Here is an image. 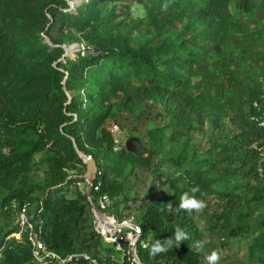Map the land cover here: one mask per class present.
I'll use <instances>...</instances> for the list:
<instances>
[{"label": "trees", "instance_id": "1", "mask_svg": "<svg viewBox=\"0 0 264 264\" xmlns=\"http://www.w3.org/2000/svg\"><path fill=\"white\" fill-rule=\"evenodd\" d=\"M114 1L117 0H88L77 6L76 12H71L65 10L67 0H0V185L7 187L21 175L25 177L37 151H45L44 161L49 170L47 189L39 197L31 196V189L21 182L12 194L2 199L1 211L3 215L12 216L17 207L28 202L35 229L40 227V239L60 257L94 245H98V253H87L102 255L99 251L108 243L94 229H85L88 212L93 224L87 193L75 189L74 185L75 194L66 196L71 183L85 181L84 170L74 178H66L69 174L63 170L78 164L85 169L76 148L91 155L101 172L96 179L101 182L99 190L91 189L92 199L95 201L101 193L108 194L114 210L121 216L123 206L113 200L120 183L109 178V169L116 171L114 163L117 159L124 157L128 161L133 156L141 157L145 149L138 155L126 151L123 146L113 151L112 135L105 126L111 107L129 101L139 90L157 88L171 93L173 89L185 86L196 62L197 52L192 51L182 37L166 36L181 0H153L157 8L166 11V15L159 18L158 13L150 8L148 21H139V24L152 30L158 39L152 46L136 47L110 36L109 20H100L96 14L99 4ZM197 1L209 9H218L229 0ZM243 1L247 3V0ZM55 27L59 37L51 33ZM42 32L48 35L52 45L44 41ZM76 41L93 45L96 54L79 52L74 59L60 60L64 54L60 44ZM258 97L259 87L250 95L249 128L234 134L228 142L218 144L216 148L229 164H242L240 157L246 156L243 163H250L248 173L264 180V176L256 174L258 154L252 146L259 144L264 133L249 119L251 103ZM168 98L176 101L172 93ZM171 113L172 116L179 115V112ZM153 133L155 130L148 134L153 136ZM151 156L152 151H149L145 159L148 161ZM194 176L199 191L203 187L211 191L200 175ZM257 189L264 191V186ZM179 198L168 202L173 211L179 205ZM139 210L143 211L141 217L145 222V225L138 223L142 230L141 239L147 238L149 245L148 248L138 245V255L143 263L198 264L199 253L187 250V241L181 242L179 247L173 244L166 252L150 254L151 244L157 239L162 242L169 237L174 239L177 226L186 232L191 229L185 216L181 220L176 217L183 211H176L174 216L168 211V204L154 202L140 206ZM245 215H237L236 225L230 227L233 234L251 229L240 223ZM146 226L154 231L153 237L145 230ZM17 230L15 224L6 234ZM82 234L85 237L80 240ZM3 238H0V248L7 264L34 262L26 234L21 236L25 249L16 245L20 249L18 253L12 252L11 245H5ZM254 249L260 263L264 264V232L259 234ZM103 255L109 257L112 254ZM66 264L86 263L73 258Z\"/></svg>", "mask_w": 264, "mask_h": 264}, {"label": "rangeland", "instance_id": "2", "mask_svg": "<svg viewBox=\"0 0 264 264\" xmlns=\"http://www.w3.org/2000/svg\"><path fill=\"white\" fill-rule=\"evenodd\" d=\"M86 1L67 0L65 10L76 12V7ZM243 2L229 0L218 9H209L197 0H181L166 36L182 37L186 45L197 52L188 82L171 92L176 101L168 98L169 91L157 88L139 90L129 101L112 105L105 121L111 135L110 127L113 124L120 126L122 143L127 136H138L142 142L141 150L145 149L141 157L133 156L128 161L124 157L117 159L114 163L116 171L109 169V178L120 183L113 200L123 206L121 214L124 216L133 215L136 223L145 225L140 206L149 202L166 205L169 200L179 198L183 192L196 186L195 174L200 175L211 189L208 191L203 187L200 194H195L207 204L202 213L183 211L176 216L180 220L185 216L191 225L187 232L190 237L185 245L187 250L194 254L196 251L190 247L193 241H210L199 253L198 264H204V255L213 250L221 255L219 264H261L254 243L264 232V191L257 189L264 186V180L248 173L250 163H243L246 156L240 157L242 164H229L216 148V145L228 142L234 134L249 128L250 95L258 87L257 75L264 64V0H247L244 2L246 6ZM150 8L158 13L159 18L166 15V11L157 8L153 0L103 2L96 14L100 20H109V35L123 44L152 46L158 38L152 30L139 24V21H148ZM51 33L59 37L57 27ZM41 35L52 45L47 34L42 32ZM60 46L64 49L60 58L63 62L66 57L74 59L79 52L96 54L94 46L85 42L61 43ZM171 112H179V115L172 116ZM150 130H155L153 136L148 134ZM76 150L81 158L87 155L78 148ZM149 151L152 156L147 161ZM44 159V150L35 152L31 169L25 177L21 175L7 187L0 185V204L21 182L31 189L33 197H39L47 189L49 170ZM63 170L69 174L66 178L78 177L81 170L85 172L79 164ZM74 185L80 192H86L85 181L71 183L66 196L75 194ZM172 213L176 215V211ZM244 213L247 215L240 223L251 229L233 234L231 225H236L237 215ZM16 222V214L3 215L0 206V238L4 237L3 243L10 244V250L18 253L20 249L16 245L25 249V241L13 232L6 234ZM84 225L87 231L93 229L89 212L85 215ZM145 230L153 237V230L148 226ZM81 237L85 236L82 234L80 240ZM114 247L112 243H105L99 253L117 256L119 251ZM86 248L81 247L77 252L98 253V245ZM33 263L36 262L24 264ZM0 264H7L2 259L1 248Z\"/></svg>", "mask_w": 264, "mask_h": 264}, {"label": "built area", "instance_id": "3", "mask_svg": "<svg viewBox=\"0 0 264 264\" xmlns=\"http://www.w3.org/2000/svg\"><path fill=\"white\" fill-rule=\"evenodd\" d=\"M257 84L259 87V97L252 101L251 112L249 119L264 133V64L259 69L257 75ZM110 131L113 136V149L119 150L123 145L121 137V129L118 124H113L110 127ZM257 150L258 161L256 164V174L259 177L264 176V136L262 137L259 144L253 146ZM91 155H85L83 161ZM100 170L97 165L96 176L92 184V188L96 191L99 190L100 180L97 177L100 175ZM91 188V189H92ZM92 200L95 206L106 215L107 226L103 229L100 220L94 215L93 216V229L101 238L108 243L114 244V249L119 251V255L114 256L113 254L109 257L102 255L94 256L87 252L70 253L65 257H60L57 253L49 250L44 242L40 239V227L38 230L35 229L34 223L32 222L33 213H30V204L25 202L19 208H16L17 226L18 230L13 232V235L26 234L27 240L32 246V255L35 264L56 261L60 264H66L73 258H80L84 260L86 264H145L143 263L138 255V245L144 248L147 243V238L141 239L142 232H137V229H141L140 225L135 222L134 216H118L113 208L112 200L106 193L98 195L94 201L92 197H88ZM15 206V205H14ZM21 238V237H20Z\"/></svg>", "mask_w": 264, "mask_h": 264}, {"label": "clouds", "instance_id": "4", "mask_svg": "<svg viewBox=\"0 0 264 264\" xmlns=\"http://www.w3.org/2000/svg\"><path fill=\"white\" fill-rule=\"evenodd\" d=\"M165 8L167 5L164 6ZM199 191L198 187H193L189 191H185L179 198V205L175 209V211H186L189 214L193 213H202L204 209L207 207V204L204 200L198 198L195 193ZM168 211L173 212V207L171 203H168ZM201 230H203V223H201ZM142 231L141 229H137V232ZM190 239L188 233L181 229L179 226L176 227L174 231V239L172 237L167 238L163 242L160 239H157L154 243L151 244L150 254L156 255L158 253L166 252L173 246L179 247L180 243L183 241H188ZM210 241L207 240H197L193 241L190 247L195 250L197 253H201L204 250V246L206 243ZM145 248H148L149 245L146 243L144 245ZM204 264H219L221 260V255L218 251L213 250L210 253L204 255Z\"/></svg>", "mask_w": 264, "mask_h": 264}, {"label": "water", "instance_id": "5", "mask_svg": "<svg viewBox=\"0 0 264 264\" xmlns=\"http://www.w3.org/2000/svg\"><path fill=\"white\" fill-rule=\"evenodd\" d=\"M123 146L126 151L137 154L141 151L142 142L138 136L130 135L125 138ZM82 158H84V156H82ZM84 163L86 166L85 172L83 174V177L85 179V189L88 197L90 198L92 184L96 176L97 163L93 157H87L84 160ZM90 203L92 205V210L94 215L100 220L102 228L104 229L107 226L106 215L100 210H98V208L95 206L92 200H90Z\"/></svg>", "mask_w": 264, "mask_h": 264}]
</instances>
